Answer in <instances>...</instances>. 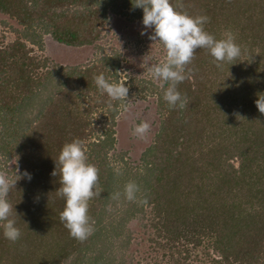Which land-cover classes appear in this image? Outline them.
Listing matches in <instances>:
<instances>
[{"label": "trees", "instance_id": "obj_1", "mask_svg": "<svg viewBox=\"0 0 264 264\" xmlns=\"http://www.w3.org/2000/svg\"><path fill=\"white\" fill-rule=\"evenodd\" d=\"M171 3L190 16H207L204 28L216 39L231 31L242 53L217 67L207 50H197L191 77L177 86L186 107L169 108L165 84L159 130L143 165L118 174L107 159L118 101L109 108L94 83L101 73L113 75L117 63L102 59L51 73L48 59L33 49L43 34L68 47L91 45L110 3L0 0V12L23 28L10 43L0 35V156L12 162L10 176L17 169L31 175L9 192L21 237L12 243L0 228V264H125V224L138 213L148 214L153 249L162 255L153 264H264V114L255 106L264 94V0ZM74 139L99 169L88 212L94 231L83 241L60 221L66 201L56 193L59 168L52 176L63 145ZM129 181L141 189L135 201L122 195ZM116 241L122 257L112 251Z\"/></svg>", "mask_w": 264, "mask_h": 264}, {"label": "clouds", "instance_id": "obj_2", "mask_svg": "<svg viewBox=\"0 0 264 264\" xmlns=\"http://www.w3.org/2000/svg\"><path fill=\"white\" fill-rule=\"evenodd\" d=\"M131 3L134 9L143 10L144 29L153 30L149 39L163 47V61L150 65L147 71L153 80L160 82L162 89L165 84L168 85L163 91V100L169 108L184 109L187 105V98L181 95L177 86L191 77L192 70L188 65L192 63L197 50H207L217 67L224 63L232 64L241 56L242 49L231 31H226L221 39H216L205 30L204 25L209 19L207 16L194 17L185 11H178L171 0H131ZM94 83L101 94L109 98V108L113 107V101H128L129 88L125 83L110 82L102 73L94 77ZM255 106L264 114V94H258ZM149 130L150 125L141 122L133 128L132 135L143 139ZM55 165L52 176H57L59 168L60 184L56 193L66 201L59 214L60 221L72 238L83 241L94 231V221L88 212L89 201L97 195L95 189L98 186L99 169L88 162L86 148L80 139L63 145ZM18 171L13 177L6 169H0V228L3 229L4 238L12 243L20 239L21 231L16 226L15 216L18 215L8 201V195L20 179L26 177L31 180L29 173L25 171L21 176L17 175ZM140 191L137 183L129 181L122 195L128 201H135ZM120 196L121 193H116L114 198Z\"/></svg>", "mask_w": 264, "mask_h": 264}, {"label": "rangeland", "instance_id": "obj_3", "mask_svg": "<svg viewBox=\"0 0 264 264\" xmlns=\"http://www.w3.org/2000/svg\"><path fill=\"white\" fill-rule=\"evenodd\" d=\"M105 1L110 4L97 26L95 35L98 34V38L91 45L68 47L56 42L49 34H43L41 47L36 45L33 49L39 55L38 59H48L47 66L50 71L53 70L51 73L59 68L67 72L74 67L98 65L102 59H111V63H117L116 72L107 79L110 82L125 83L129 88V94L128 101L117 103V116L113 128L115 142L107 159L115 171L119 169L134 172L143 165L141 157L152 146L159 130L162 116L158 111V104L163 89L159 81L153 80L147 69L150 65L162 62L165 53L159 43L149 39L153 30L144 29L141 10L134 9L131 0ZM117 4L123 7L122 12L118 11ZM35 28V33H42L38 27ZM22 29L15 19L0 12V35L7 38V43L15 39L14 30ZM142 32L146 34L141 35ZM34 108V105L27 108L25 118L34 113L32 110ZM92 117L97 119L98 115L95 113ZM97 122L100 124V120ZM141 122L150 125V130L143 139L132 135L133 128ZM12 165V162L4 164L0 156V169H6L9 174ZM148 225V214L142 213L135 214L125 224L123 237L129 238L123 257L125 264L161 262L162 255L153 249L150 240L154 238L153 230L148 228ZM113 245L112 251L115 256L122 257L123 248L119 247L117 241Z\"/></svg>", "mask_w": 264, "mask_h": 264}]
</instances>
